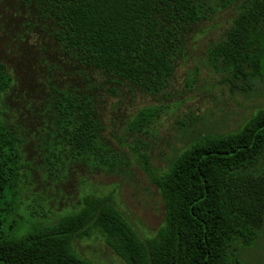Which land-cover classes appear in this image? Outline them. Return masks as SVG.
Returning a JSON list of instances; mask_svg holds the SVG:
<instances>
[{
  "label": "trees",
  "instance_id": "trees-1",
  "mask_svg": "<svg viewBox=\"0 0 264 264\" xmlns=\"http://www.w3.org/2000/svg\"><path fill=\"white\" fill-rule=\"evenodd\" d=\"M21 2L65 56L99 71L106 82L149 94L168 87L189 27L213 11L205 0ZM206 55L230 90L247 94L264 87V0H242L229 26L208 42ZM11 81L0 63V99ZM49 108L60 136L53 154L62 163L57 155L66 153L106 173L126 165L101 135L92 93L54 88ZM156 115L157 107L140 109L130 129L146 131ZM18 142L0 112V264H93L72 246L93 231L126 264H242L238 249L250 247L264 225V107L235 131L196 135L164 168H152L140 152L164 202L163 221L146 238L110 200L94 195L53 223L33 226L27 219L29 228L13 237L17 224L10 217L24 216L17 198L23 168Z\"/></svg>",
  "mask_w": 264,
  "mask_h": 264
},
{
  "label": "rangeland",
  "instance_id": "rangeland-1",
  "mask_svg": "<svg viewBox=\"0 0 264 264\" xmlns=\"http://www.w3.org/2000/svg\"><path fill=\"white\" fill-rule=\"evenodd\" d=\"M241 1L205 0L213 11L189 27L170 84L149 94L106 82L99 71L65 56L31 7L21 0H0V63L12 79L0 112L17 134L23 164L17 198L24 216L10 217L17 224L13 237L29 228L27 219L35 226L77 211L86 195L105 196L139 237L154 235L163 221L164 202L140 152L152 168H164L196 135L235 131L264 107L263 86L247 94L230 90L207 61L208 42L229 26ZM64 87L94 96L101 135L126 162L119 171L103 172L66 153L57 155L62 163L53 154L60 136L49 105L53 89ZM144 107H157L156 117L144 132L130 129L129 122ZM72 246L93 264H126L97 231L75 238ZM237 254L242 264H264V225L256 241Z\"/></svg>",
  "mask_w": 264,
  "mask_h": 264
}]
</instances>
